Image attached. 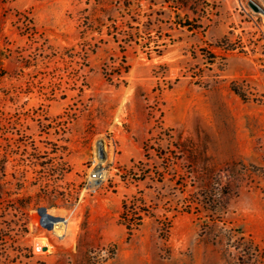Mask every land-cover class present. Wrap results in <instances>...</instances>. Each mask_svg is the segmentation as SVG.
Instances as JSON below:
<instances>
[{"label":"rangeland","instance_id":"obj_1","mask_svg":"<svg viewBox=\"0 0 264 264\" xmlns=\"http://www.w3.org/2000/svg\"><path fill=\"white\" fill-rule=\"evenodd\" d=\"M19 187L5 264H264V0H0Z\"/></svg>","mask_w":264,"mask_h":264},{"label":"trees","instance_id":"obj_2","mask_svg":"<svg viewBox=\"0 0 264 264\" xmlns=\"http://www.w3.org/2000/svg\"><path fill=\"white\" fill-rule=\"evenodd\" d=\"M125 72L128 71V66H125ZM119 74V73H118ZM21 187L17 189L15 192V197L11 199L12 205L10 208L14 210V214L9 221H6V207H0V264H5L2 260L3 255H5V251L3 248L4 240L6 237V228L12 227L14 231L12 234L13 243H17V241L22 237L24 234L28 232L27 222L29 220V216L27 214V209L29 207V200L30 197L21 195L19 190ZM0 201H3V192L0 191ZM129 206L127 203L123 204V211H122V218H124L127 213H129ZM127 229L129 231L134 229V225L130 222L126 223ZM19 246L16 245L14 250L18 249ZM30 257H33L31 253Z\"/></svg>","mask_w":264,"mask_h":264},{"label":"water","instance_id":"obj_3","mask_svg":"<svg viewBox=\"0 0 264 264\" xmlns=\"http://www.w3.org/2000/svg\"><path fill=\"white\" fill-rule=\"evenodd\" d=\"M251 4H252V6H253L255 9H258V8H259L258 5H256V3L252 2ZM41 212H42L43 215H47V216L50 217L51 219H54V218H55V217L51 216L50 214L46 213V209H45V208H42V209H41Z\"/></svg>","mask_w":264,"mask_h":264},{"label":"built area","instance_id":"obj_4","mask_svg":"<svg viewBox=\"0 0 264 264\" xmlns=\"http://www.w3.org/2000/svg\"><path fill=\"white\" fill-rule=\"evenodd\" d=\"M91 175L93 178L97 179L100 176V171L93 172Z\"/></svg>","mask_w":264,"mask_h":264},{"label":"bare ground","instance_id":"obj_5","mask_svg":"<svg viewBox=\"0 0 264 264\" xmlns=\"http://www.w3.org/2000/svg\"><path fill=\"white\" fill-rule=\"evenodd\" d=\"M50 221H53V220H51V219H49ZM56 222H58V221H56Z\"/></svg>","mask_w":264,"mask_h":264}]
</instances>
